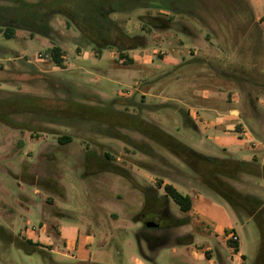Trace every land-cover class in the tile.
<instances>
[{
	"label": "rangeland",
	"instance_id": "374dc122",
	"mask_svg": "<svg viewBox=\"0 0 264 264\" xmlns=\"http://www.w3.org/2000/svg\"><path fill=\"white\" fill-rule=\"evenodd\" d=\"M245 1L250 22L230 0H204L201 20L176 16L170 29L149 33L147 45L128 51L130 63L113 48L96 52L58 16L48 37L0 33V99L27 94L77 104H66L75 118L12 116L27 129L0 122V225L46 253L27 252L1 233L0 264H264L257 220L238 216L146 136L93 119L121 111L129 125L138 117L198 152L223 156L225 148L235 159L264 165V0ZM142 13L112 17L133 36L143 33ZM53 44L64 49L63 67L46 54ZM61 135L71 140L60 143ZM158 181L191 196L188 212L167 200V212L183 224L168 226L148 210L146 198L164 194ZM228 182L263 201L264 227V179L241 174ZM233 234L240 254L227 242Z\"/></svg>",
	"mask_w": 264,
	"mask_h": 264
},
{
	"label": "trees",
	"instance_id": "16d2710c",
	"mask_svg": "<svg viewBox=\"0 0 264 264\" xmlns=\"http://www.w3.org/2000/svg\"><path fill=\"white\" fill-rule=\"evenodd\" d=\"M232 2V5L239 6V10L246 12V19L250 22L253 14L247 2L245 0H230V3ZM203 4L204 0H0V33L6 39L15 38L17 30L26 31L30 38L34 35L48 37L52 31L50 19L58 16L64 20L67 27H73L86 42L92 43L96 52L99 53L102 48H113L123 63H130L133 60L128 57V51L147 45L146 36L149 33L170 29L175 21L178 22L176 16L201 20L197 11ZM135 9L143 10V13L137 17L140 30L143 33L131 36L121 29L112 14L127 15ZM185 28L184 25H181V30L186 31ZM187 36L192 39L191 34L188 33ZM46 54L55 66L63 67L65 52L59 44L50 46L46 50ZM66 104L73 107L77 105L74 101L49 99L35 95L10 96L0 99V122L8 126L27 129L26 125L14 122L12 116L32 113L41 115L50 121L56 118H75L74 111L72 113L67 111ZM94 117L92 118L111 126L119 125L135 130L168 150L199 176L205 186L225 200L238 216L251 217L257 220L261 228H264L259 219L263 201L253 195L240 192L228 182V180H237L241 174H250L264 179V165H260L254 160L235 159L225 150H223V156H211L198 152L156 125L138 117L134 118V125H129L128 120L131 117L121 111L106 110ZM192 125L195 126L193 122ZM70 140L71 137L68 135L58 137L60 143ZM25 167L23 168L25 169ZM100 169L108 170V167L101 165ZM110 170L120 172L116 168ZM30 176L34 177L33 174L27 173L25 179L33 184ZM157 185L163 188L164 194L158 197H147L148 210L156 211L160 218L166 220L165 224L168 226L183 224L182 219L167 212V200L170 198L178 205L180 211L188 212L193 205L191 196L177 190L171 183L158 181ZM155 201L158 202V208L154 206L156 205ZM1 233H5V238L17 246H23L27 252L36 250L43 255L46 254L44 250L34 247L36 243L28 240L27 244L16 239L6 233L0 225ZM186 240L189 243L192 242L191 236H188ZM227 242L235 252H238L237 240L229 237Z\"/></svg>",
	"mask_w": 264,
	"mask_h": 264
},
{
	"label": "water",
	"instance_id": "95a60500",
	"mask_svg": "<svg viewBox=\"0 0 264 264\" xmlns=\"http://www.w3.org/2000/svg\"><path fill=\"white\" fill-rule=\"evenodd\" d=\"M145 224L148 227H155V226H157V224L155 222H153V221H147Z\"/></svg>",
	"mask_w": 264,
	"mask_h": 264
},
{
	"label": "crops",
	"instance_id": "0c3cea01",
	"mask_svg": "<svg viewBox=\"0 0 264 264\" xmlns=\"http://www.w3.org/2000/svg\"><path fill=\"white\" fill-rule=\"evenodd\" d=\"M190 40H191V39H190ZM232 111H235V112L237 113V110H231V112H232ZM239 126H240V125H238V123H237V124H236L237 129L240 128ZM263 147H264V146H263ZM223 150H225L226 152L230 153V152L227 151L225 148H223L222 151H223ZM230 154H231V153H230ZM237 254H240V252H237Z\"/></svg>",
	"mask_w": 264,
	"mask_h": 264
},
{
	"label": "built area",
	"instance_id": "2783aa9c",
	"mask_svg": "<svg viewBox=\"0 0 264 264\" xmlns=\"http://www.w3.org/2000/svg\"><path fill=\"white\" fill-rule=\"evenodd\" d=\"M231 237H232L234 240H237V236H236L235 234H233Z\"/></svg>",
	"mask_w": 264,
	"mask_h": 264
}]
</instances>
